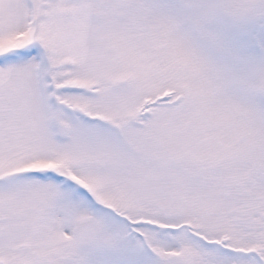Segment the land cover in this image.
I'll return each mask as SVG.
<instances>
[{
	"label": "snow or ice",
	"instance_id": "snow-or-ice-1",
	"mask_svg": "<svg viewBox=\"0 0 264 264\" xmlns=\"http://www.w3.org/2000/svg\"><path fill=\"white\" fill-rule=\"evenodd\" d=\"M0 264H264V0H0Z\"/></svg>",
	"mask_w": 264,
	"mask_h": 264
}]
</instances>
